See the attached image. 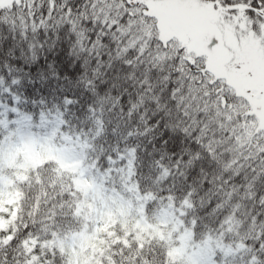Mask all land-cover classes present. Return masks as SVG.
<instances>
[{"label":"snow or ice","instance_id":"6c2138e0","mask_svg":"<svg viewBox=\"0 0 264 264\" xmlns=\"http://www.w3.org/2000/svg\"><path fill=\"white\" fill-rule=\"evenodd\" d=\"M0 264H264V0H0Z\"/></svg>","mask_w":264,"mask_h":264}]
</instances>
